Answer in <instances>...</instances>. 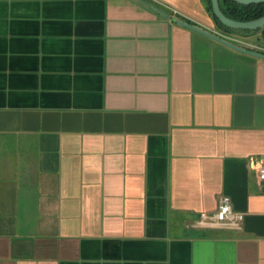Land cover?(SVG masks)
Returning <instances> with one entry per match:
<instances>
[{
	"label": "crops",
	"instance_id": "1",
	"mask_svg": "<svg viewBox=\"0 0 264 264\" xmlns=\"http://www.w3.org/2000/svg\"><path fill=\"white\" fill-rule=\"evenodd\" d=\"M184 23L218 28L204 0H0V264H264V57ZM224 195L243 223L197 225Z\"/></svg>",
	"mask_w": 264,
	"mask_h": 264
},
{
	"label": "built area",
	"instance_id": "2",
	"mask_svg": "<svg viewBox=\"0 0 264 264\" xmlns=\"http://www.w3.org/2000/svg\"><path fill=\"white\" fill-rule=\"evenodd\" d=\"M168 17L170 20L180 19L179 11L169 9ZM210 34L222 39L225 42L241 48H251L242 35L236 32H227L219 28L208 31ZM259 175L264 180V166L259 168ZM245 219V213L234 209L230 196L224 195L220 198L218 209L213 213L201 212L196 224L204 227H239Z\"/></svg>",
	"mask_w": 264,
	"mask_h": 264
},
{
	"label": "trees",
	"instance_id": "3",
	"mask_svg": "<svg viewBox=\"0 0 264 264\" xmlns=\"http://www.w3.org/2000/svg\"><path fill=\"white\" fill-rule=\"evenodd\" d=\"M210 15L212 16L216 26L227 32H243V33H254L264 30V27L257 30H240L225 26L213 13L211 0H204ZM220 6L223 13L235 20L249 21L257 19L264 15V3H253V4H241L235 0H220Z\"/></svg>",
	"mask_w": 264,
	"mask_h": 264
},
{
	"label": "water",
	"instance_id": "4",
	"mask_svg": "<svg viewBox=\"0 0 264 264\" xmlns=\"http://www.w3.org/2000/svg\"><path fill=\"white\" fill-rule=\"evenodd\" d=\"M236 2L238 3H241V4H253V3H264V0H235ZM211 4H212V10H213V13L214 15L225 25V26H228V27H231V28H234V29H240V30H257L259 28H262L264 27V15L257 18V19H254V20H249V21H239V20H235V19H232L228 16H226L222 9H221V6H220V0H211ZM186 26L198 31V32H201L203 34H206L216 40H219L225 44H228L229 46L233 47V48H236L238 50H241V51H245V52H249L251 54H254V55H257V56H260V57H264V54L262 53H259L257 51H252V50H249V49H245V48H241V47H238L236 45H233V44H230L228 42H225L223 41L222 39L210 34L209 32H207L206 30H204L203 28H200L196 25H193V24H190V23H184Z\"/></svg>",
	"mask_w": 264,
	"mask_h": 264
}]
</instances>
